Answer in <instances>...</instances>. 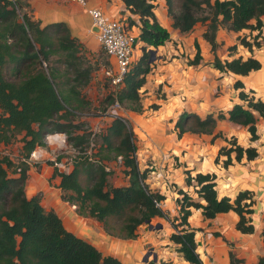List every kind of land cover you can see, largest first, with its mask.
I'll use <instances>...</instances> for the list:
<instances>
[{
	"label": "trees",
	"instance_id": "trees-1",
	"mask_svg": "<svg viewBox=\"0 0 264 264\" xmlns=\"http://www.w3.org/2000/svg\"><path fill=\"white\" fill-rule=\"evenodd\" d=\"M121 2L130 14L137 16V39L142 45L139 57L123 76L119 89L102 100V109L105 112L117 100L125 109L140 113L138 90L145 82L151 63L147 48L161 46L170 37L156 19L155 7L148 0ZM164 5L171 27L180 33L190 32L197 22L204 23L201 37L210 47L212 60L208 64L213 69L244 76L261 67L252 54V47L258 48L259 44L254 40L247 42L242 37H237V44L245 48L249 56L220 61L215 55V33L218 25L239 31L248 28L250 20L258 22L264 13V0H164ZM25 7L24 0H0V67L10 63L22 72L16 82L0 76V145L10 143L15 135L21 134V155L16 161L7 155L0 156V264H128L114 256L103 255L92 244L67 230L51 209H43L40 194L26 196L24 184L29 155L36 147L44 146V136L51 133H64L67 144L82 152L74 156L66 172L57 168L62 153L44 162L52 168L50 178H59L57 186L61 199L75 205L79 216L98 222L108 236L134 239L140 225H147L155 217L162 218L171 227L167 239L175 246L176 254L189 264H201L194 241L195 230L187 223L190 208L198 209L205 219L232 211L237 215L235 229L239 233L253 231L251 214L255 202L252 192L242 190L233 197H219L215 175L210 172L190 175L188 170L183 171L185 185L192 186L193 193L203 203L194 201L187 191L177 189L178 214L169 217L161 207L164 195L148 187L145 180L149 172L138 168L135 137L123 117H112L98 133L97 141L92 132L74 133L79 127L74 118L88 105L80 90L89 82L94 67L85 59L80 43L70 35L64 23L39 26ZM134 23L130 21L131 26ZM193 49L188 65H197L201 60L196 40H193ZM226 50L228 54L235 53L236 45ZM52 55L58 56L56 62L60 63L61 72L50 65L46 70L42 68V63H49ZM232 88L241 103H233L226 117L221 113L200 117L183 111L173 124L176 136L187 132L221 137L215 132L216 121L226 118L245 128L250 141L257 139L256 117H264V101L254 97L252 89H244L237 79L232 82ZM156 107L151 104L152 109ZM223 140L225 144L218 148L213 161L220 162L224 168L239 162L243 156L246 160L257 156L254 147L239 145L233 136ZM118 159L121 172L127 177L123 186L108 183ZM33 166L38 169L39 164ZM261 238L263 254L255 264H264V228ZM235 262L237 259L230 255L229 264ZM158 264L170 262L161 259Z\"/></svg>",
	"mask_w": 264,
	"mask_h": 264
},
{
	"label": "crops",
	"instance_id": "crops-1",
	"mask_svg": "<svg viewBox=\"0 0 264 264\" xmlns=\"http://www.w3.org/2000/svg\"><path fill=\"white\" fill-rule=\"evenodd\" d=\"M24 1L28 8V14H31L40 26L62 22L68 28L70 35L76 38L84 49L94 50L97 46L100 48L95 33L92 31L90 19L83 7L61 0ZM148 1L155 5V11L153 12L158 21V14L159 16L162 13L165 15V19L160 17L162 21H159V23L169 32L170 40L156 48H147L149 52L150 50L154 51V59L150 63V70L145 75V82L140 90L143 94H149L151 102L157 105L156 109L151 110L147 106H142L147 110L142 111L140 114L129 110L124 111L123 109L120 111V115L128 122L136 139L135 155L138 168L140 170L146 169L149 172L145 180L148 187L164 195L165 198L161 203V207L163 210H170L169 217L178 214L175 202H173V207L166 204L167 199L175 201L177 189L187 191L194 201L203 203V200L197 198L193 193L192 186L185 185L184 170H188L190 175L195 172L213 173L215 175V190L219 197L222 195L233 197L238 191L242 190L251 191L255 202L252 206L253 231L251 233L242 234L235 229L237 215L232 211L219 213L211 219H205L198 209L190 208L187 223L190 228L195 230L194 241L201 264H229L230 255L237 259L234 264H255L263 254L261 230L264 228V220L262 219L264 208V134L261 136L257 131V139L250 141L245 128L223 118L216 121L215 128V132L220 133L221 137L187 132L177 137L173 124L176 117L183 111L195 113L200 117L208 113L214 116L221 113L226 117V111L233 103H241L232 88V82L235 79L243 84L244 89H252L254 95L264 101V60L255 51L254 56L261 63V67L258 70L250 71L244 76L229 72L221 73L213 69L208 64L212 60L208 58L211 52L209 45L201 37L204 30L201 28L196 30L197 33H191V46L193 49V40H196L199 50H201L200 46L203 44L206 53L200 51L201 60L199 64L188 65L187 60L192 58V51L189 49L184 58L180 56L186 34L180 33L177 29L171 27V19L165 14L163 0H157L158 4L155 0ZM86 4L89 7L98 8L110 19H121V16L128 13L121 0H86ZM220 32L221 30H216V43L221 45L223 39H227L228 43L225 48L233 45L234 34L227 33L223 39H220L218 38ZM141 45L139 44L138 49H135L138 57ZM225 48V55L222 56V60L239 55L242 57L249 56V53L245 55L242 51L228 54ZM107 60L109 61L108 58ZM158 90L163 94L159 98L153 92ZM106 117L109 120L111 119L110 116ZM239 128L240 130L243 128L244 135L242 137L243 141L237 140V143L243 147H254L257 156L252 160H246L243 156L239 162H234L226 168L222 167L220 162L214 163V159H209L210 156L214 158L218 148L225 144L223 138L235 137L232 132L239 130ZM206 144L209 149L204 148ZM39 149V157L29 160L25 183L33 187L29 189L30 191L26 196L30 197L39 193V202L42 207H46L47 210L52 209L57 216L59 213L55 209L60 207L61 211L67 214V209L71 207L65 201L62 204L60 200L61 191L57 186L59 178L51 179L52 168L44 164L45 157L48 156L47 151L53 152L52 148L49 144H46ZM208 150H210V153ZM35 163L39 164L38 169L33 166ZM112 169L114 170L112 174L117 175L118 178V172L122 170L120 161L117 160ZM155 176L158 179H154ZM126 183L127 177L124 176L121 184L113 185L123 186ZM260 204L263 206L262 210L256 215V208ZM69 212H71L70 215L74 216L73 220H76V216H79L73 209H69ZM161 219L155 217L150 221L155 225H161L165 238L160 241L171 246L172 243L167 239L172 231L171 227L165 220ZM103 233L108 236L104 231ZM73 234L76 235V233ZM82 239L92 244L98 251L100 250L97 243H91L85 238ZM164 249L166 253L156 250L158 260L164 258L170 264H189L183 261L168 246H165ZM160 253L163 255L160 256ZM116 258L118 259V257ZM119 260L122 263L131 264L126 260ZM158 260L156 259V261Z\"/></svg>",
	"mask_w": 264,
	"mask_h": 264
},
{
	"label": "rangeland",
	"instance_id": "rangeland-1",
	"mask_svg": "<svg viewBox=\"0 0 264 264\" xmlns=\"http://www.w3.org/2000/svg\"><path fill=\"white\" fill-rule=\"evenodd\" d=\"M155 2H157V0H155ZM25 11H28V8L25 7ZM153 11H155V8ZM204 13L206 14V12ZM165 14H166V11H165ZM133 16L132 14L128 12V13H125L124 16H121V19L123 23L126 25V28L128 25H130L131 20L134 21L135 23L132 24L133 26L132 27L131 25L128 26V29L129 31L136 33L138 31V29H136V27L138 26V21H137V16H134V18ZM30 17L32 20L36 21V19L33 18L31 14H30ZM160 17L162 19H165V15L163 13L160 16L158 14L159 21H162ZM218 18L220 19V16ZM218 27L217 29L221 30L219 34L220 36H218V38L223 39L225 34L233 33L234 34L233 44L236 45L235 51H242L244 52L245 55H247L249 52L245 48L237 44V37H242L245 39V41L251 42V43H252V40L256 41L259 44V47L258 48L252 47V54L254 55V52L256 51V53H258L260 57L264 60V13L261 15L258 22H256L255 20H250L248 28H242L239 31L227 30L223 27V25H218ZM201 28L204 29V23L202 24L201 22H197L195 23L193 29L190 32L183 33L186 35L182 43L183 51L180 55L181 58L185 57V53L189 49L192 51V54L194 53V49H192V46H191V43H192L191 33H197L198 31L196 30H199ZM227 43H228L227 39L225 40L223 39L222 44L221 45L217 44V46L219 47H216L215 49V55L220 61L222 60V56L225 55L224 48L225 46H227ZM201 45L202 46H200V49H201L200 51L206 53L205 47H203V44ZM80 48H81V52L83 56L85 57V59H87L88 63H90V65H92V67L94 68H93V71L91 72V77H90L89 82L87 83L85 87H83L80 90V95L83 97L85 101L88 102V105L84 107V109L81 110L80 114L76 118H74V122H76L79 125V127H77V129H74L73 131L74 133L92 132L94 133L93 138H95V141H97L98 133L103 130V128L107 125L108 120H109L104 115L105 112L102 109L104 107L102 105L103 104L102 100L107 94H110L112 91H114V89H112L108 85V82L106 81L102 73V68H105L109 66L110 64H109V61L107 60L106 55L102 52V50L98 46L94 50L84 49L81 45H80ZM217 48L219 52L217 51ZM226 49L227 48H225V50ZM218 55L220 58L218 57ZM208 58L211 60L212 54H210ZM56 61H58V56L52 55L50 57L49 63H42V68L46 70L47 66L50 65V66L58 68V70L61 72L62 67L60 63ZM0 76L6 81L16 82L19 78H21L22 72H18L15 66H13L10 63H7V64H4L2 67H0ZM153 92L156 93L158 98L163 95L159 92V90L153 91ZM138 93H139V99H140L141 106H147L148 108L153 110L151 108V104H154V103L151 102V98L149 99V94H143V92L140 89L138 90ZM254 97L257 98L256 95H254ZM121 106L124 111L127 110L123 107L124 104H122ZM145 110L147 109H145V107H142L141 112ZM130 112H133V111H130ZM133 113H137V112H133ZM263 120H264V117H259V116L256 117V128L258 129L257 131L259 135L261 136L262 134H264ZM240 128L239 130H235L232 132L235 135V137L234 136L233 137L235 138L236 142L237 140L243 141V138H242L244 135V133L242 132L243 128L241 130ZM229 137H226V138H229ZM20 138H21V134H17L15 135V137L10 143L6 145H0V156L7 155L10 159H12L13 161H16L18 156L21 155ZM49 146L52 148L53 152L47 151L48 156L45 157L44 162L46 160H53L55 153H58L57 150L55 151L53 150L54 145L50 144ZM40 148H43V147H40ZM204 148H208L207 144L204 146ZM205 151L206 150L204 149V152ZM208 152L210 153V150H208ZM59 153H62L64 160L60 165H57V166L60 167L58 168L60 171H64V169L69 167L70 161L75 154L74 151H72V148L68 146L67 141L65 139V134H64V144L62 146L61 152ZM34 157L37 158L39 156L35 155ZM209 159L212 160L214 158L213 156H210ZM63 166H64V169L61 168ZM113 173H114V170H113ZM123 179H124L123 173L121 172V170H119L118 178H117V175H113V174L108 176V183L110 185L121 184V180ZM154 179H158V177L155 176ZM32 187L33 186H29L27 185V183H25L24 184L25 194H28V192L30 191L29 189ZM60 200L62 201V204H63L64 201L63 199H61V197H60ZM173 202L175 201H172V200L169 201L168 199L166 200V204H168L169 207H173ZM67 205L71 207V208L67 207L68 208L67 214L64 211H61L60 207H57V209H55L56 211H58L59 213L58 217L62 221L64 227L69 229L73 233H76L77 236H81L82 238H85L91 241V243H97L98 245L97 247L101 250L99 251L104 255L110 253L111 255L113 254V256L115 255V257H118V259H121L122 261L126 260L130 262L131 264H149V263L153 264V262L155 264H158L161 259L163 261H167V260L164 258H159L158 260V258H156V250L164 251V253H166L164 249L165 246H168L170 249L175 250V246L173 245V243L170 246L168 245V243H166L167 244L166 245L160 241L161 239L165 238L164 233L161 230V227L158 229H155L154 228L155 224L151 221L147 225H140L137 228V231H136L137 236L134 239L121 240L118 238H114L112 236L104 235L101 225L98 222L92 220L91 218L76 216V220H73L74 216L70 215L71 212H69V209H73L75 211V205L70 204L68 202H67ZM262 207L263 206L260 204L256 208V211H255L256 215L259 211L261 212ZM43 209L47 210V208L44 206H43ZM167 212L169 213L170 210L168 209ZM162 255L163 254L160 253V256ZM156 259L158 261H156Z\"/></svg>",
	"mask_w": 264,
	"mask_h": 264
},
{
	"label": "built area",
	"instance_id": "built-area-1",
	"mask_svg": "<svg viewBox=\"0 0 264 264\" xmlns=\"http://www.w3.org/2000/svg\"><path fill=\"white\" fill-rule=\"evenodd\" d=\"M66 2L75 3L84 8L86 14L90 19V25L92 28L97 29V33H95L96 41L98 42L100 49L109 59V66L102 68V73L108 82V85L114 89L116 92L117 89L122 84V78L131 65L137 60L138 56L135 53V49L141 42L137 39V32L133 33L129 31L128 27L123 23L122 19H110L107 18L101 10L96 7H89L86 4V0H61ZM132 27V26H131ZM138 49V48H137ZM123 108L114 100L105 110L104 115L115 117L120 115V111ZM59 136L54 139L53 142L49 141V137ZM44 146L46 144L54 145V151L57 150V154H61L62 146L64 144V134L63 133H51L44 136ZM91 145V144H90ZM72 151H74V156L80 154L77 148L71 147ZM43 147V146H42ZM40 147H36L29 155V160L37 159L34 156L39 155ZM87 154L89 150L85 151ZM72 157V159L74 158ZM55 157V156H54ZM71 159V160H72ZM63 158L60 160L57 165H60L63 162ZM119 161V159H118ZM71 165V161H70ZM69 165V167H70ZM68 167V168H69ZM57 168H60L57 166ZM64 169V166L61 167ZM68 168L64 169V172L68 170Z\"/></svg>",
	"mask_w": 264,
	"mask_h": 264
},
{
	"label": "water",
	"instance_id": "water-1",
	"mask_svg": "<svg viewBox=\"0 0 264 264\" xmlns=\"http://www.w3.org/2000/svg\"><path fill=\"white\" fill-rule=\"evenodd\" d=\"M92 31H93V33H97V29L96 28H92ZM153 54H154V51L150 50L149 57H148V62H152V60L154 59ZM160 227H161V225H159V224L154 226L155 229H158Z\"/></svg>",
	"mask_w": 264,
	"mask_h": 264
},
{
	"label": "bare ground",
	"instance_id": "bare-ground-1",
	"mask_svg": "<svg viewBox=\"0 0 264 264\" xmlns=\"http://www.w3.org/2000/svg\"><path fill=\"white\" fill-rule=\"evenodd\" d=\"M58 137H59V136H53V137H49L48 139H49L50 142H53L54 139H56V138H58Z\"/></svg>",
	"mask_w": 264,
	"mask_h": 264
}]
</instances>
